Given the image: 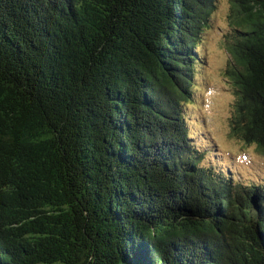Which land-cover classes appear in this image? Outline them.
I'll return each instance as SVG.
<instances>
[{
  "label": "trees",
  "instance_id": "trees-1",
  "mask_svg": "<svg viewBox=\"0 0 264 264\" xmlns=\"http://www.w3.org/2000/svg\"><path fill=\"white\" fill-rule=\"evenodd\" d=\"M236 1L231 127L264 153V0ZM216 2L0 0V264H264V182L186 120Z\"/></svg>",
  "mask_w": 264,
  "mask_h": 264
},
{
  "label": "rangeland",
  "instance_id": "rangeland-1",
  "mask_svg": "<svg viewBox=\"0 0 264 264\" xmlns=\"http://www.w3.org/2000/svg\"><path fill=\"white\" fill-rule=\"evenodd\" d=\"M241 7L236 0H217L211 26L204 31L200 60L191 81L186 120L191 141L203 150L204 164L237 174L241 180L264 182V153L232 131L238 91L231 73L230 42L236 32ZM233 175V174H232Z\"/></svg>",
  "mask_w": 264,
  "mask_h": 264
},
{
  "label": "water",
  "instance_id": "water-1",
  "mask_svg": "<svg viewBox=\"0 0 264 264\" xmlns=\"http://www.w3.org/2000/svg\"><path fill=\"white\" fill-rule=\"evenodd\" d=\"M262 258H264V250H262Z\"/></svg>",
  "mask_w": 264,
  "mask_h": 264
}]
</instances>
